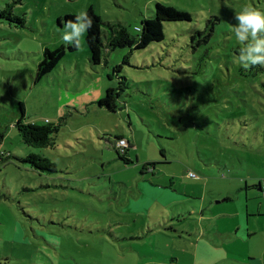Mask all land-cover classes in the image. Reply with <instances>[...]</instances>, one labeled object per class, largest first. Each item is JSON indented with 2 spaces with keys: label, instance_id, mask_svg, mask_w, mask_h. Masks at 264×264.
Listing matches in <instances>:
<instances>
[{
  "label": "rangeland",
  "instance_id": "374dc122",
  "mask_svg": "<svg viewBox=\"0 0 264 264\" xmlns=\"http://www.w3.org/2000/svg\"><path fill=\"white\" fill-rule=\"evenodd\" d=\"M156 3L191 21L165 22L161 42L93 67L85 33L34 83L44 50L69 45L60 18L91 7L104 32L120 24L136 37ZM245 6L264 12V0H0L25 17L24 27L0 18V264H264V67L237 61L232 30ZM109 88L115 112L97 103ZM22 117L60 125L53 146L24 145ZM30 154L56 171L21 161ZM142 179L170 186L151 215Z\"/></svg>",
  "mask_w": 264,
  "mask_h": 264
},
{
  "label": "trees",
  "instance_id": "16d2710c",
  "mask_svg": "<svg viewBox=\"0 0 264 264\" xmlns=\"http://www.w3.org/2000/svg\"><path fill=\"white\" fill-rule=\"evenodd\" d=\"M86 12L92 20V26L86 32L85 36L89 62L92 64V67L104 64L106 60V53L116 49H144L153 42H161L164 38L163 23L165 22L191 21V15L188 12L178 10L173 6L156 3L154 16L152 18H145L141 21V27L135 28V32L138 34V36L135 37L132 36L128 30L120 24H108V31L104 32L102 30L103 22L101 18L95 14L93 9L90 7ZM0 18L5 19L9 23L17 24L15 27H24L25 25V17L13 15L7 7L0 10ZM74 19L75 15H65L58 20V23L61 25L67 20ZM212 21L217 22L218 19L214 18L209 20L208 23ZM213 33L214 27L210 28L208 33L206 30V32H198L196 35L201 37L200 42L207 44L213 36ZM103 34L105 40H103ZM193 38H195V35ZM76 50L77 48L72 45H62L54 50H44L42 60L39 62L37 72L35 73L34 83L46 77V75H48L55 67H57L66 51L74 52ZM233 61H236V59H233ZM119 71L120 66H117L114 69V72L117 73ZM117 97L118 95L116 90L109 88L106 90L105 96L97 103L99 106L106 107L111 112H115L118 109L116 104ZM15 126L18 130V134L22 143L33 148H48L53 146V136L58 133L60 127V125L58 126L48 122L41 125L24 123L23 117L17 120ZM118 139H116V141ZM126 150L127 149H125L124 152ZM1 156L3 157V154H1ZM126 156L121 158L125 161V163H128L129 160L124 158ZM2 157L0 162H2ZM21 161L30 164L36 171L41 173L56 171V166L54 163H52L49 159L38 155L30 154ZM255 187H260L261 189L260 182Z\"/></svg>",
  "mask_w": 264,
  "mask_h": 264
},
{
  "label": "clouds",
  "instance_id": "9594fccd",
  "mask_svg": "<svg viewBox=\"0 0 264 264\" xmlns=\"http://www.w3.org/2000/svg\"><path fill=\"white\" fill-rule=\"evenodd\" d=\"M232 25L235 38L244 46L240 48L237 61L244 67H264V12L245 6L235 14ZM92 20L86 11L79 12L74 20L64 23L62 39L75 48L81 46L84 34L91 28Z\"/></svg>",
  "mask_w": 264,
  "mask_h": 264
},
{
  "label": "crops",
  "instance_id": "0c3cea01",
  "mask_svg": "<svg viewBox=\"0 0 264 264\" xmlns=\"http://www.w3.org/2000/svg\"><path fill=\"white\" fill-rule=\"evenodd\" d=\"M143 179H145V178H143ZM143 179L139 180L136 183L137 184V191H138L139 196H141L145 200L144 203L141 206L147 212L150 211V215H151L152 208L154 206H161V204H162V200L161 199H165L170 194V192H168V191H163V189H166V188H168L170 186L164 185V186L152 188L154 186V184L153 183L146 184V183H144L146 180L143 181ZM111 192L115 193L114 191H111ZM162 207H165V206H162ZM127 208H128V205H127ZM128 211H131V210H128ZM133 212L136 213V211H134V210H133ZM136 217L140 218V216L137 215V214H136ZM151 217L155 221V223H159L160 224L159 216H153L152 215ZM164 229L169 230V228H165V227H164ZM160 235H162V233ZM201 244H202V242H200V241L198 243H196V248L201 250V251L199 250V252L202 253V254H205V253L209 254L210 251H208L206 249V247L203 244L202 245ZM206 261L209 264H211V262H212V260H207V259H206Z\"/></svg>",
  "mask_w": 264,
  "mask_h": 264
},
{
  "label": "built area",
  "instance_id": "2783aa9c",
  "mask_svg": "<svg viewBox=\"0 0 264 264\" xmlns=\"http://www.w3.org/2000/svg\"><path fill=\"white\" fill-rule=\"evenodd\" d=\"M128 144H129V143H128L127 140H125L124 138H120V139H118V140L116 141V143H115V148H116L117 151H119L120 153H124V150L127 149L126 147H127ZM187 175H188L189 178H193V179L196 178V175H195L194 173L189 172ZM262 194H263V193H262ZM263 196H264V194H263Z\"/></svg>",
  "mask_w": 264,
  "mask_h": 264
}]
</instances>
